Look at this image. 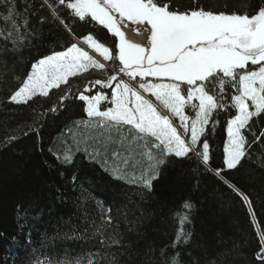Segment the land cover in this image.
Wrapping results in <instances>:
<instances>
[{
  "label": "snow or ice",
  "instance_id": "snow-or-ice-1",
  "mask_svg": "<svg viewBox=\"0 0 264 264\" xmlns=\"http://www.w3.org/2000/svg\"><path fill=\"white\" fill-rule=\"evenodd\" d=\"M47 25L72 39L55 43L17 75V62L37 46ZM78 25L100 26L111 43L92 31L78 34ZM9 73L16 87L8 104L31 106L37 98L50 99L54 89L61 95L47 113L68 112L79 102L84 115L68 117L67 135L93 162L100 159L127 178L137 198L115 206L99 202L95 216L85 207L90 230L40 232L28 264H235L241 247L224 248L218 234L215 251L189 227L198 211L191 193H200L211 174L229 195L211 192L206 200L223 210L234 194L255 214L251 197L232 177L254 163L253 155L264 163V127H257L264 120V0H225L216 7L192 0L184 8L177 0H40L39 12L34 5L21 11L17 0H0V79L6 82ZM217 126L226 134L220 167L213 166L210 142ZM16 139L12 135L6 142ZM72 153L68 147L53 155L70 165ZM169 173L185 187V193L163 203L176 225L173 239L141 251L137 245L154 216L144 205ZM77 180L70 178L73 187ZM44 211L18 206L21 232L25 224L42 222ZM258 236L254 259L264 264V228ZM48 239L98 247L76 255L67 249L45 252ZM25 243L32 244L31 231Z\"/></svg>",
  "mask_w": 264,
  "mask_h": 264
},
{
  "label": "trees",
  "instance_id": "trees-1",
  "mask_svg": "<svg viewBox=\"0 0 264 264\" xmlns=\"http://www.w3.org/2000/svg\"><path fill=\"white\" fill-rule=\"evenodd\" d=\"M191 2L192 0H177L181 8L189 6ZM200 2L216 7L222 6L225 0ZM17 4L21 11L28 4L34 5L39 12L40 0H17ZM31 22L35 25V16ZM89 31L111 43L110 34H106V30L98 25L76 27V32L81 35ZM70 39L72 38L63 30L53 25L45 26L42 39L36 42L37 46L26 50L24 59L17 62L16 74L22 76L30 69V64L48 54L55 43L65 45ZM8 60L11 63L12 57H8ZM11 77L12 74L9 73L6 82L0 79V264H28L31 255L29 248L41 243L40 232L46 231L54 236L56 232L70 233L72 229L90 230L91 226L85 223L83 217L85 207L95 216L93 210L99 202L115 206L137 198L132 195L135 189L129 186L127 178L117 176L100 159L93 162L84 154L83 145L77 146L74 137L67 135L68 117L78 118L84 115L79 102L68 112L47 113L61 95L59 90L54 89V94L50 93V99L37 98L35 103L30 102L31 106L8 104L7 97L16 87V82ZM40 113L46 114L40 116ZM257 127H264V120ZM26 128L30 130L25 132ZM12 135L17 139L6 142ZM225 141L224 129L217 126L216 132L210 137L214 167L222 166ZM68 147L73 149V162L70 165L62 164L53 155H63ZM252 160L254 163L249 168L232 178L254 202V215H250L253 208L242 203L234 194L223 210L214 200H206V195L211 192L223 190L225 196L229 195L228 190L211 174L205 178L200 193H191L198 204V211L193 225L189 227H194L196 235L215 251L220 250L216 247L218 234L223 236L224 248L230 249L233 244L241 247L242 255L236 258L235 264H257L254 258L260 242L258 233L264 228V163L258 155H253ZM73 175L78 178L75 187L70 181ZM181 193H185V187L177 185L172 173L157 185V196L144 205L154 212V216L144 230V239L137 245L141 251L148 244L159 247L171 243L176 225L167 219L163 203ZM59 194H63V200L57 199ZM33 205L45 210L43 220L38 224H25L24 232H21L18 206L30 209ZM29 231L31 245L25 243V233ZM13 237L18 239L13 241ZM94 247L98 245L72 240H56L53 244L48 239L43 250L67 249L76 255L93 250Z\"/></svg>",
  "mask_w": 264,
  "mask_h": 264
},
{
  "label": "rangeland",
  "instance_id": "rangeland-1",
  "mask_svg": "<svg viewBox=\"0 0 264 264\" xmlns=\"http://www.w3.org/2000/svg\"><path fill=\"white\" fill-rule=\"evenodd\" d=\"M94 78H97L96 75L93 76ZM126 79V78H125Z\"/></svg>",
  "mask_w": 264,
  "mask_h": 264
}]
</instances>
